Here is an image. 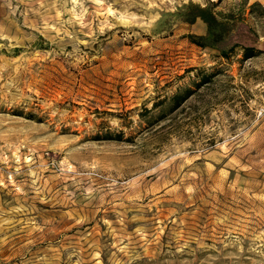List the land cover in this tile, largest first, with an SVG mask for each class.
<instances>
[{
  "label": "rangeland",
  "instance_id": "374dc122",
  "mask_svg": "<svg viewBox=\"0 0 264 264\" xmlns=\"http://www.w3.org/2000/svg\"><path fill=\"white\" fill-rule=\"evenodd\" d=\"M0 264H264V0H0Z\"/></svg>",
  "mask_w": 264,
  "mask_h": 264
},
{
  "label": "trees",
  "instance_id": "16d2710c",
  "mask_svg": "<svg viewBox=\"0 0 264 264\" xmlns=\"http://www.w3.org/2000/svg\"><path fill=\"white\" fill-rule=\"evenodd\" d=\"M262 7L259 3H254L252 9ZM185 21L194 23L198 18L204 19L208 24V34L205 36H191L192 41L202 47H209L218 50L220 56L229 58L238 47L243 49V57L245 59L255 57L259 54L255 46L241 44L234 40L237 32V24L243 20L237 17L234 13L218 16L213 9L208 7H200L190 4L185 10ZM213 74H203L196 82V86L208 84L212 81ZM194 94V90L188 88L183 94L178 93L173 97L175 102L174 109H178L181 104Z\"/></svg>",
  "mask_w": 264,
  "mask_h": 264
}]
</instances>
